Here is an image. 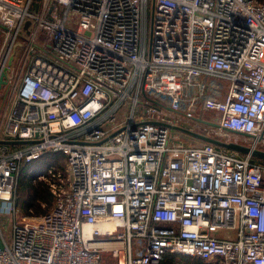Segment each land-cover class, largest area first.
Instances as JSON below:
<instances>
[{"label": "built area", "instance_id": "obj_1", "mask_svg": "<svg viewBox=\"0 0 264 264\" xmlns=\"http://www.w3.org/2000/svg\"><path fill=\"white\" fill-rule=\"evenodd\" d=\"M0 24V140L27 141L0 146V264H264V162L171 127L264 149V0H0ZM48 153L52 207L19 220Z\"/></svg>", "mask_w": 264, "mask_h": 264}, {"label": "trees", "instance_id": "obj_2", "mask_svg": "<svg viewBox=\"0 0 264 264\" xmlns=\"http://www.w3.org/2000/svg\"><path fill=\"white\" fill-rule=\"evenodd\" d=\"M60 155L48 153L42 158L27 163L21 172L19 186L24 190L29 188L28 196L23 200V205L29 214H44L48 211L52 204L53 198L49 185L44 180H39L40 174L47 172L54 164L60 166ZM264 162L262 159H257ZM46 203L47 207L43 208L42 204ZM183 264L194 261L196 264H202L199 259H191L177 254H166L162 260V264H175L176 262Z\"/></svg>", "mask_w": 264, "mask_h": 264}, {"label": "water", "instance_id": "obj_3", "mask_svg": "<svg viewBox=\"0 0 264 264\" xmlns=\"http://www.w3.org/2000/svg\"><path fill=\"white\" fill-rule=\"evenodd\" d=\"M31 24L30 21H27L26 28ZM22 47V42H18L15 47L13 53L9 55L8 62L0 69V92L4 88V86L8 83V79L13 76L14 70L16 67V62L18 60L17 47ZM172 128L199 140L213 143L219 147L227 148L230 150L238 151L243 154H249L257 159L264 160V149L252 147L248 144L236 142V141H227L218 137L210 136L195 130H191L189 128L183 126H175L171 125ZM26 140H0V144H24Z\"/></svg>", "mask_w": 264, "mask_h": 264}, {"label": "rangeland", "instance_id": "obj_4", "mask_svg": "<svg viewBox=\"0 0 264 264\" xmlns=\"http://www.w3.org/2000/svg\"><path fill=\"white\" fill-rule=\"evenodd\" d=\"M6 39H7V29L3 25L0 24V51H2L3 45H5ZM207 79H209V78H207ZM223 83L225 84V81H223ZM2 90H4V88ZM156 90H157V88H156ZM166 91H167V89H160L158 91V93H159L160 97H163L169 103H173L175 101V99H172V94L168 93ZM1 92L4 93L5 91H1ZM2 93H1V96H2ZM181 99H182V97L178 98V100H181ZM6 102L8 103V99ZM198 114L200 117H202L206 120L214 121L216 119V114L213 111H209L206 109L198 111ZM233 138L241 139L240 136H236V137L233 136ZM182 139L184 141L190 142V143H194V142H197L199 140V139H196V138H193L190 136H185V135L182 137ZM63 160L64 159L62 157L58 160L59 164L62 168L65 167V164H63L64 163ZM28 191H29V188H25L23 190L22 187L18 185L17 194H16V207L19 210V212H18L19 220L27 219V216L33 217V216L42 215V214H39V215L29 214L28 211H26V209L23 205V200H25V198L28 196ZM42 207L46 208L47 204L43 203ZM51 207H52V205L49 208H51ZM11 219H13V216L11 214L0 211V223L1 224L8 223L11 221ZM103 264H116V261L113 259L111 253H105Z\"/></svg>", "mask_w": 264, "mask_h": 264}, {"label": "crops", "instance_id": "obj_5", "mask_svg": "<svg viewBox=\"0 0 264 264\" xmlns=\"http://www.w3.org/2000/svg\"><path fill=\"white\" fill-rule=\"evenodd\" d=\"M6 45H7V42H5V45H3V48H2V51H0V56L4 53V50H5V47H6ZM14 51V50H13ZM13 51H12V53H13ZM17 52H19L18 50H17ZM2 64H3V62H2ZM4 66V65H3ZM2 66V67H3ZM1 67V68H2ZM2 91H5V86H4V90H2ZM2 93V92H1ZM1 93H0V119H1V117L3 116V114H4V111L6 110V107H8V103H6V101H7V99H6V97H5V92L4 93H2V96H1ZM1 145H6V144H0V146ZM10 145V144H9Z\"/></svg>", "mask_w": 264, "mask_h": 264}]
</instances>
